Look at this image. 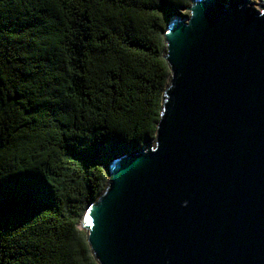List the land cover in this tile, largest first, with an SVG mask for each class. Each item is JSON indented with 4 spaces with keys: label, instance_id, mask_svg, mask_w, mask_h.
<instances>
[{
    "label": "trees",
    "instance_id": "16d2710c",
    "mask_svg": "<svg viewBox=\"0 0 264 264\" xmlns=\"http://www.w3.org/2000/svg\"><path fill=\"white\" fill-rule=\"evenodd\" d=\"M190 0H0V264H98L79 223L152 141Z\"/></svg>",
    "mask_w": 264,
    "mask_h": 264
},
{
    "label": "water",
    "instance_id": "95a60500",
    "mask_svg": "<svg viewBox=\"0 0 264 264\" xmlns=\"http://www.w3.org/2000/svg\"><path fill=\"white\" fill-rule=\"evenodd\" d=\"M190 0L163 31L152 141L84 211L98 264H264V0Z\"/></svg>",
    "mask_w": 264,
    "mask_h": 264
},
{
    "label": "rangeland",
    "instance_id": "374dc122",
    "mask_svg": "<svg viewBox=\"0 0 264 264\" xmlns=\"http://www.w3.org/2000/svg\"><path fill=\"white\" fill-rule=\"evenodd\" d=\"M251 1L254 4V7L258 9L259 7H257L256 5H258L257 3H259V1L258 0H251Z\"/></svg>",
    "mask_w": 264,
    "mask_h": 264
}]
</instances>
